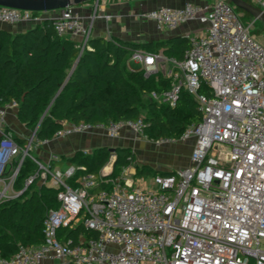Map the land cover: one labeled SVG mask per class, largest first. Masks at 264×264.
Instances as JSON below:
<instances>
[{
	"label": "built area",
	"instance_id": "built-area-1",
	"mask_svg": "<svg viewBox=\"0 0 264 264\" xmlns=\"http://www.w3.org/2000/svg\"><path fill=\"white\" fill-rule=\"evenodd\" d=\"M252 1L264 11V0ZM97 3L89 20L77 7L47 18L0 6V25L49 20L59 36L74 40L82 52L91 38ZM144 18L163 30L189 22L204 26L186 36L189 47L180 60L142 50L131 56L146 77L168 65L164 76L169 88L148 93V99L173 108L185 91L197 103L201 119L178 139H147L142 115L106 126L65 123L54 138L102 129L111 139L127 130L154 146L191 141L188 165L153 175L151 187L128 177L135 175L133 166L104 178L109 165L107 172L104 168L99 175L76 178L73 187L69 180L80 167L62 170L52 166L60 160L56 154L44 161L31 155L32 147L48 143L35 131L20 147L13 139L16 132L6 130L7 112L16 110L17 103L5 104L0 107V203L38 180L58 190L59 207L46 212L40 244H19L11 257L0 255V264H264V43L252 34L254 22L244 24L225 0L159 7ZM26 159L37 168L16 192L13 184ZM79 223L95 236L80 237L76 244L58 240L60 228Z\"/></svg>",
	"mask_w": 264,
	"mask_h": 264
},
{
	"label": "trees",
	"instance_id": "trees-1",
	"mask_svg": "<svg viewBox=\"0 0 264 264\" xmlns=\"http://www.w3.org/2000/svg\"><path fill=\"white\" fill-rule=\"evenodd\" d=\"M244 1L260 8L252 0ZM235 11L241 14L244 24L251 22L248 14L239 9ZM256 22L252 34L264 33L262 25ZM188 47L186 37L143 43L92 37L80 52L77 43L68 36H59L49 20L34 24L24 32H11L0 26V107L15 101L19 124L30 133L35 131V136L42 141L52 140L65 123L106 126L136 120L141 115L147 139H178L187 126L201 119L195 100L185 91L180 92L173 108L148 99L150 92L167 90L170 79L161 71L146 77L141 66L130 70L125 62L137 50L160 52L167 58L180 60ZM13 139L22 148L27 144L26 137L13 134ZM111 158V172L104 178H114L122 167L136 164L131 149L118 147L111 153L103 146L91 153L76 151L70 156H61L52 166L80 167L69 180L74 187V180L84 174L99 175ZM36 168L31 160L24 161L13 184L16 192L23 189L25 180ZM148 170L154 175L170 173L137 165L135 174L143 175ZM99 188L101 185L95 190ZM57 191L35 180L16 198L0 203V255L3 258L11 257L19 244L41 243L44 216L48 210L59 207ZM94 236L82 223L60 228L57 233L60 242L69 239L71 244L78 243L80 237Z\"/></svg>",
	"mask_w": 264,
	"mask_h": 264
},
{
	"label": "crops",
	"instance_id": "crops-1",
	"mask_svg": "<svg viewBox=\"0 0 264 264\" xmlns=\"http://www.w3.org/2000/svg\"><path fill=\"white\" fill-rule=\"evenodd\" d=\"M210 0H98L96 6V16L92 21V37H102L105 39H115L117 41L129 42V43H143V42H157L164 41L171 38L186 37L200 32L204 26L196 22H189L183 24L173 30H163L157 28L153 21L144 18V15L153 9L159 7H181L186 2L191 3H203ZM94 2L86 3L77 6V9L81 12V15L89 20L94 10ZM47 18L55 17L58 11L42 13ZM105 16L108 18L106 19ZM34 24L20 23L14 26L0 25L1 27L8 29L11 32H24L30 29ZM69 38V37H68ZM72 40V39H71ZM128 67V66H127ZM129 68V67H128ZM132 70L133 68H129ZM161 72L164 75V71L168 69L167 64L160 66ZM15 110L7 112L6 123L10 130H13L14 126L11 125L12 121L17 123ZM18 122V126H19ZM14 131V130H13ZM18 137L25 138L30 133L26 129H15ZM130 137L127 130H123L117 138H109L104 130H92L80 134H71L60 138H53L48 141L43 148H37V158L46 160L49 154H56L61 156H70L76 151H85L92 148L99 147H121L129 148L136 155V151H140L141 147L150 145V142L142 139ZM180 157L178 161L173 162L172 158L168 157L162 160V151L167 153L174 150L173 144L150 146L149 150L152 152L147 153L151 161L137 160L135 156L136 165H147L154 171L162 173H171L172 171L182 168L188 165V156L191 151V141L182 142ZM157 152L158 154L154 153ZM173 162V164H171ZM170 165V166H168ZM60 167V166H59ZM66 167V166H61ZM141 186H148L143 181L140 182Z\"/></svg>",
	"mask_w": 264,
	"mask_h": 264
},
{
	"label": "water",
	"instance_id": "water-1",
	"mask_svg": "<svg viewBox=\"0 0 264 264\" xmlns=\"http://www.w3.org/2000/svg\"><path fill=\"white\" fill-rule=\"evenodd\" d=\"M95 1L97 0H0V6L34 13H48L59 11L66 7H77ZM225 1L231 4L235 9H239L243 13L248 14L253 19V22L258 21L264 28V11L262 9L244 0ZM116 148L118 147H110L109 151L114 153ZM136 166L135 164L134 167ZM8 168L7 166L5 172Z\"/></svg>",
	"mask_w": 264,
	"mask_h": 264
},
{
	"label": "rangeland",
	"instance_id": "rangeland-1",
	"mask_svg": "<svg viewBox=\"0 0 264 264\" xmlns=\"http://www.w3.org/2000/svg\"><path fill=\"white\" fill-rule=\"evenodd\" d=\"M90 3H93V2H90ZM94 4H95V2H94ZM41 13H39V15H40ZM244 21H247V20H244ZM251 21H253V19L251 20ZM256 23H259L258 21L256 22ZM260 24V23H259ZM256 26H258V24L257 25H255V27ZM259 29H260V27H259ZM257 37H258V39L261 41V42H263L264 43V33H259V34H257L256 35ZM126 65L130 68H137L138 66H140V64L138 63V61H137V59H132V58H130V59H128L126 62ZM11 125H13L14 127L13 128H11V129H13L14 131H15V129H20V130H22V129H25L21 124L18 126V122L17 123H15L14 121H12V123H11ZM16 132V131H15ZM129 132V135H130V137H133L134 138V135L130 132V131H128ZM30 134V133H29ZM29 134L27 135V137H29ZM26 137V138H27ZM132 138V139H133ZM141 139L142 140H144L145 141V137L143 136V137H141ZM171 144H173L174 145V150L173 151H171V152H169V153H167V152H165V151H162V160H165V159H167L168 157H170V158H172V160H173V162H174V160L175 161H178L179 160V157H180V151L182 150V148L181 147H177L178 145H183L182 144V142H180V141H176V142H174V143H171ZM152 145V143L150 144V145H147V147L146 146H144V147H141L140 148V151H136L135 152V156H136V158H137V160L138 159H140V160H142V161H151L150 160V158H145V156H148V154L147 153H149V152H152L151 150H149V148H150V146ZM44 147V145H42V146H40L39 148H43ZM38 148V147H37ZM37 148L36 147H32V149H31V151H30V154L31 155H33V156H35V157H37V153H36V150H37ZM38 148V149H39ZM95 148H92V149H88V150H85V151H83V153H91L93 150H94ZM154 153H156V154H158L157 152H154ZM41 161H44V160H42V159H40ZM173 162L171 163V164H173ZM112 164H113V159L111 158L110 159V161L105 165V169L103 170V171H105V172H107L108 171V169H106V167H108L109 165H111L112 166ZM168 166H170V165H168ZM185 167V166H184ZM61 169L63 170V167H61ZM101 170V171H102ZM153 175H154V172L153 171H147V173L146 174H143V175H133V176H128L130 179H132L133 181H134V183L136 184V185H138L140 182H138V179H141V180H143L145 183H147L148 184V186H150V184H151V182H152V178H153ZM141 184V183H140Z\"/></svg>",
	"mask_w": 264,
	"mask_h": 264
},
{
	"label": "bare ground",
	"instance_id": "bare-ground-1",
	"mask_svg": "<svg viewBox=\"0 0 264 264\" xmlns=\"http://www.w3.org/2000/svg\"><path fill=\"white\" fill-rule=\"evenodd\" d=\"M109 168V166L108 167H106V169H108Z\"/></svg>",
	"mask_w": 264,
	"mask_h": 264
}]
</instances>
